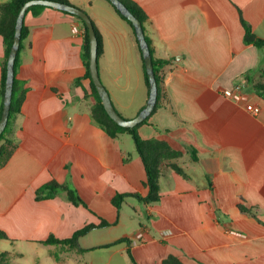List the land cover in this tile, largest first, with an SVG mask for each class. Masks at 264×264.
Masks as SVG:
<instances>
[{
    "label": "crops",
    "instance_id": "0c3cea01",
    "mask_svg": "<svg viewBox=\"0 0 264 264\" xmlns=\"http://www.w3.org/2000/svg\"><path fill=\"white\" fill-rule=\"evenodd\" d=\"M67 1L100 34L98 73L112 105L135 117L148 93L131 28L106 0ZM131 1L147 17L151 58L168 61L158 73V107L136 130L180 153L160 165L159 201L132 196L148 192L132 136L111 139L91 120L82 24L53 8L29 12L15 72L27 88L11 129L17 147L0 168V230L8 237L0 253L7 264H131L127 250L136 264L170 255L182 264H264V92L254 87L264 83V47L245 44L241 23L264 40V0ZM224 91L247 94L260 112L250 114ZM50 181L75 190L85 206L63 191L36 200ZM117 194H128L119 210L111 203ZM102 220L111 225L98 227ZM88 225L97 228L78 238L79 249L45 243ZM120 238L127 241L98 248Z\"/></svg>",
    "mask_w": 264,
    "mask_h": 264
},
{
    "label": "trees",
    "instance_id": "16d2710c",
    "mask_svg": "<svg viewBox=\"0 0 264 264\" xmlns=\"http://www.w3.org/2000/svg\"><path fill=\"white\" fill-rule=\"evenodd\" d=\"M27 1L28 0H9L7 2L0 3V36L2 38L3 47H4V57L2 61L0 62V67H1L0 117H1L2 106H3V96H4L5 79H6V61H7V57H8V54H9V51L12 45V41H13L15 21H16L17 13L20 7ZM51 1L65 2L69 4L67 0H51ZM106 1L111 5L115 13L129 25V27L131 28L133 32L135 41L137 43L134 29L131 23L125 17H123L122 14L108 0ZM119 1L127 8V10L135 18H137L141 22L142 27H143V24L146 22L147 17L142 11V9L131 0H119ZM46 8L48 7L32 6L26 11L25 15L29 12L32 14H37ZM64 13H67V12H64ZM72 16H74L75 18L79 20V22L82 24L83 29H84L81 58H82V61L85 67L84 76L90 81L92 96L95 99V104L93 105L91 109V120L95 125L100 127L106 133V135L111 139H115L117 135L121 133H128L129 135L132 136L135 151L137 155L139 156V158L141 159V162L145 170V174H146L145 186L147 187V190H148L147 195L145 197H141L140 195H133V194L132 196H134L137 200H139L140 202L144 204L156 203L160 199V191H159L160 165L165 160H171V159L178 158L180 156V153L170 148L163 141H158L154 139L142 140L138 137L136 133L137 128L143 123H145L148 118H146L144 121L136 125L134 128L129 129V128H123V127L118 126L108 117V115L106 114V112L104 111L102 107L98 94L90 80V75L88 71L89 43H88V34H87L86 26L79 17L75 15H72ZM241 23L244 28L245 44H251L257 48L264 47V40L257 39L251 32L250 27L247 26L242 21ZM93 28H94V32H95L97 43H98L97 56H99L102 52L101 37L97 29L94 27V25H93ZM27 35H28V30L24 26V24H22L19 48H18L16 58L14 61V79H13V85H12L8 121H7L4 131L0 134V168H2L7 163V161L10 159V157L12 156L13 152L15 151L17 147L15 138L11 136V129L14 126V122L17 116L20 114L21 106L26 97L27 88L25 87V82L20 81L15 77V72L20 64V52L25 46V40L27 38ZM145 39L147 41L150 54H152L150 41L147 38ZM137 46H138V43H137ZM138 49H139V46H138ZM139 52H140V49H139ZM140 56H141V60L143 63L142 55ZM151 59H152L154 76H155V80L157 83V98H156L154 109L152 111L153 113L158 107V101L160 97V84L162 80L158 74L159 69L162 68L164 65H166L168 61L158 60V59H153V58ZM143 76H144V83H145V86L147 88V93H148L149 83H148V79H147L146 72L144 69V63H143ZM254 87L257 93L261 94L262 92H264V83L255 84ZM191 155L194 160L195 159L194 154H191ZM170 168L176 171L177 173H182L181 169L175 164H171ZM58 191H63L65 193L67 201L70 202L71 204L75 206L77 205L85 206V204L83 203V201L78 196L75 190L70 188L68 185L59 184L56 181H50L42 185L40 188H38V190L36 191V200L53 198ZM127 196L128 194L115 195L113 199L111 200L112 205L117 210H119L124 198ZM109 225L111 224L102 220L101 224L98 227H106ZM95 228L97 227L94 225H88L82 228L81 230L75 232L73 236L69 239L56 240L53 237H51L47 241H45V243L63 244L69 247H76L77 249H79L77 246L78 238ZM1 240H8V237L3 231L0 230V241ZM125 241H127V238H120L118 240H115L109 244L100 246L98 248H107V247H110V246H113L120 242H125ZM127 254L131 261V264H136L131 256L130 250H127ZM7 261H8L7 253L5 252L0 253V264H7ZM160 264H182V263L178 258L170 255L166 257L164 260H162Z\"/></svg>",
    "mask_w": 264,
    "mask_h": 264
},
{
    "label": "water",
    "instance_id": "95a60500",
    "mask_svg": "<svg viewBox=\"0 0 264 264\" xmlns=\"http://www.w3.org/2000/svg\"><path fill=\"white\" fill-rule=\"evenodd\" d=\"M132 25L135 37L142 55L144 69L149 83V92L144 107L138 114L131 118L125 119L118 114L110 100L109 94L103 86L97 67V38L94 32L93 24L88 15L82 10L67 4L65 2L51 1V0H28L19 9L15 21L14 36L12 45L6 61V79L3 96V106L0 117V134L4 131L9 115L11 92L14 79V61L19 48L21 27L26 11L32 6H44L48 8L57 9L69 14L79 17L86 26L89 43L88 55V71L90 80L98 94L102 107L108 117L118 126L132 129L142 121H144L153 111L157 98V83L154 76L151 54L147 41L145 39L144 30L141 22L135 18L127 8L119 0H108Z\"/></svg>",
    "mask_w": 264,
    "mask_h": 264
},
{
    "label": "built area",
    "instance_id": "2783aa9c",
    "mask_svg": "<svg viewBox=\"0 0 264 264\" xmlns=\"http://www.w3.org/2000/svg\"><path fill=\"white\" fill-rule=\"evenodd\" d=\"M73 32L77 33V29L73 28ZM223 95L235 102H244L245 103V110L252 115H257L260 112V107L248 102V96L245 93H241L238 91H224ZM139 234L137 237H140Z\"/></svg>",
    "mask_w": 264,
    "mask_h": 264
},
{
    "label": "rangeland",
    "instance_id": "374dc122",
    "mask_svg": "<svg viewBox=\"0 0 264 264\" xmlns=\"http://www.w3.org/2000/svg\"><path fill=\"white\" fill-rule=\"evenodd\" d=\"M110 6H111V5H110ZM125 114H126L127 116H129V115H130V112L127 111V112H125ZM125 119H126V118H125ZM142 206H143V205H142ZM127 227H128V226H126V227H120V228L118 227L117 229L120 230V232H121V231H124V230H128Z\"/></svg>",
    "mask_w": 264,
    "mask_h": 264
}]
</instances>
